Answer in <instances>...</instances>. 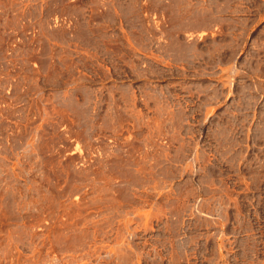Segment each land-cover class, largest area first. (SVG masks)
<instances>
[{"label": "rangeland", "instance_id": "rangeland-1", "mask_svg": "<svg viewBox=\"0 0 264 264\" xmlns=\"http://www.w3.org/2000/svg\"><path fill=\"white\" fill-rule=\"evenodd\" d=\"M0 264H264V0H0Z\"/></svg>", "mask_w": 264, "mask_h": 264}]
</instances>
